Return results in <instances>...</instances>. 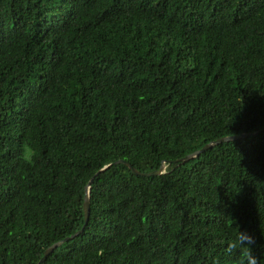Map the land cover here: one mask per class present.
Segmentation results:
<instances>
[{"label": "trees", "instance_id": "16d2710c", "mask_svg": "<svg viewBox=\"0 0 264 264\" xmlns=\"http://www.w3.org/2000/svg\"><path fill=\"white\" fill-rule=\"evenodd\" d=\"M237 230L264 264V0H0V264H246Z\"/></svg>", "mask_w": 264, "mask_h": 264}, {"label": "water", "instance_id": "95a60500", "mask_svg": "<svg viewBox=\"0 0 264 264\" xmlns=\"http://www.w3.org/2000/svg\"><path fill=\"white\" fill-rule=\"evenodd\" d=\"M244 137H247V135L220 138L218 140H215V141H213L211 143L206 144L201 149H199V150L195 151L194 153L189 154V155L185 156L184 158H182L180 160H177L175 162L179 163V164L186 163V162H188V161H190V160H192L194 158H197L204 151L209 150V149L213 148L214 146H216V145H218L220 143L234 141V140H237V139H240V138H244ZM118 163H121V161H117L114 164H118ZM125 165L131 170V172L133 174H135V175H143V176H146V177L154 176V175H160V174L163 173V168H164L163 166H161L157 171H154V172H151V173H148V174H141L138 171H136L134 168H132L128 163H125ZM109 167H110V165H107V166L103 167L102 169H100L98 172H96L94 174V176H92L90 178V180L88 182V185L86 187V195H85L84 203H83L85 224L87 223L88 216H89V202H88L89 185L92 183V181L94 180V178L96 176L101 174L104 170H106ZM82 230H83V228H82ZM81 231L77 232L74 236L78 235ZM74 236H71V237H68V238H66V239H64L62 241H59V242L53 244L52 246H50L48 249H46L38 264H41L42 262H44L46 260V258L48 257V255H50L58 246H60L63 242H66V241L70 240Z\"/></svg>", "mask_w": 264, "mask_h": 264}, {"label": "clouds", "instance_id": "9594fccd", "mask_svg": "<svg viewBox=\"0 0 264 264\" xmlns=\"http://www.w3.org/2000/svg\"><path fill=\"white\" fill-rule=\"evenodd\" d=\"M255 242L246 231H236L231 241L228 243L230 249L239 248L241 259L246 264H259L260 257L253 251Z\"/></svg>", "mask_w": 264, "mask_h": 264}]
</instances>
